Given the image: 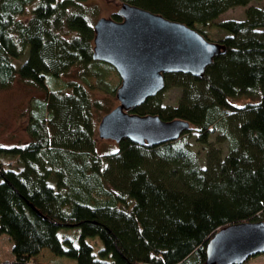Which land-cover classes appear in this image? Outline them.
Here are the masks:
<instances>
[{
  "label": "trees",
  "instance_id": "16d2710c",
  "mask_svg": "<svg viewBox=\"0 0 264 264\" xmlns=\"http://www.w3.org/2000/svg\"><path fill=\"white\" fill-rule=\"evenodd\" d=\"M83 1L0 0V90L17 79L42 93L26 107L27 141L0 148V159L14 160L13 169L0 163V236L12 255L0 264H40L42 252L69 264H204L216 231L264 223V8L246 7L261 0H124L203 38L197 26L226 33L200 79L164 76V90L180 88L176 107L164 108L159 93L132 111L187 121L201 145L218 131L226 156L209 149L203 168L184 142L189 131L154 147L121 140L114 154L95 152L100 105L84 83L61 79L89 64L111 70L90 58ZM233 7H245L242 20L215 21ZM238 99L256 102L229 103ZM63 228L78 230L75 245L59 239ZM88 238L100 243L95 254Z\"/></svg>",
  "mask_w": 264,
  "mask_h": 264
},
{
  "label": "water",
  "instance_id": "95a60500",
  "mask_svg": "<svg viewBox=\"0 0 264 264\" xmlns=\"http://www.w3.org/2000/svg\"><path fill=\"white\" fill-rule=\"evenodd\" d=\"M114 14L119 21L99 18L92 25L91 60L110 66L119 78L117 105L99 119L96 137L142 147L174 141L190 130L187 121H162L132 111L164 90L167 74L200 79L225 48L181 23L128 3H120ZM263 253L264 223H233L207 241L204 264H243Z\"/></svg>",
  "mask_w": 264,
  "mask_h": 264
},
{
  "label": "rangeland",
  "instance_id": "374dc122",
  "mask_svg": "<svg viewBox=\"0 0 264 264\" xmlns=\"http://www.w3.org/2000/svg\"><path fill=\"white\" fill-rule=\"evenodd\" d=\"M133 1V0H132ZM141 2V0H137ZM126 2L124 0H85L80 3V9L85 14V18L88 20L92 26L95 21L99 18H111V15L115 13L118 9L119 4ZM127 3V2H126ZM261 7L264 8V0L252 1L246 7ZM245 7H233L223 12L215 21L224 20H242L244 18ZM26 19V18H25ZM120 20V19H119ZM215 22V23H216ZM204 38L210 42H220L225 37V32L218 30L214 27L207 26L202 30L197 26ZM196 30V29H195ZM194 30V31H195ZM22 61H16L18 64ZM108 66V65H107ZM110 67V66H109ZM111 70L103 68L101 66L94 67L92 64L87 65L86 72L84 70H79L78 68H73L69 73L62 76V82H69L71 79H75L77 83H84L85 89L88 95L93 101H96L100 105L101 110H94L93 121L95 124L98 123L102 115L106 114L112 110L117 102L114 98V92L119 85V78L110 67ZM84 72L88 83L82 79V76H77V74ZM113 88V92L111 89ZM181 97L180 88L175 86H168L163 92L160 93L159 99L161 105L164 108H174L179 102ZM42 98V93L36 91L33 88L24 86L22 83L15 79L8 88L0 90V148H8L13 145H20L27 141V135L24 130L26 122V107L34 99ZM252 99H238L230 100L229 103L236 108H240L245 104L255 103ZM220 133L214 130L208 140L207 145H201L196 142L197 135L193 127L190 126L189 132L184 135V142L187 148L197 157L199 165L201 168L204 167V160L209 152V149H218L221 153V157L226 156V142L218 144L220 138ZM97 141V140H96ZM117 151V146L112 141H102L95 145V152L98 155H109L114 154ZM0 159V163L5 168L13 169L14 160L13 159ZM77 229L63 228L58 231V237L62 239H71L73 244H76V239L78 237ZM6 236H0V262L11 261L12 255L10 253V248L7 245ZM70 240V241H71ZM91 240V241H90ZM86 242L91 246L93 254H95L100 249V243L97 239H86ZM36 261L40 264H69L73 261L55 257L49 255L46 252L40 253L36 257ZM243 264H264V258L262 255H257L249 258Z\"/></svg>",
  "mask_w": 264,
  "mask_h": 264
},
{
  "label": "crops",
  "instance_id": "0c3cea01",
  "mask_svg": "<svg viewBox=\"0 0 264 264\" xmlns=\"http://www.w3.org/2000/svg\"><path fill=\"white\" fill-rule=\"evenodd\" d=\"M7 240V239H6ZM7 245H8V247L10 248V243H9V241L7 240ZM7 262H10V261H7ZM1 263V262H0Z\"/></svg>",
  "mask_w": 264,
  "mask_h": 264
}]
</instances>
